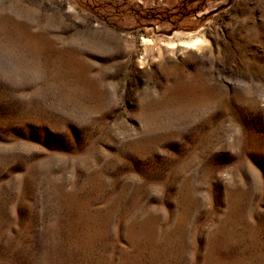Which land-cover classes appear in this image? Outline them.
Here are the masks:
<instances>
[{
	"label": "rangeland",
	"instance_id": "obj_1",
	"mask_svg": "<svg viewBox=\"0 0 264 264\" xmlns=\"http://www.w3.org/2000/svg\"><path fill=\"white\" fill-rule=\"evenodd\" d=\"M0 264H264V0H0Z\"/></svg>",
	"mask_w": 264,
	"mask_h": 264
},
{
	"label": "bare ground",
	"instance_id": "obj_2",
	"mask_svg": "<svg viewBox=\"0 0 264 264\" xmlns=\"http://www.w3.org/2000/svg\"><path fill=\"white\" fill-rule=\"evenodd\" d=\"M141 43H142L143 49L146 50L147 45L149 44V40L148 39H142ZM199 43H200V40L192 39L190 41H184V43H182L181 45H184V46H187V47H195Z\"/></svg>",
	"mask_w": 264,
	"mask_h": 264
},
{
	"label": "trees",
	"instance_id": "obj_3",
	"mask_svg": "<svg viewBox=\"0 0 264 264\" xmlns=\"http://www.w3.org/2000/svg\"><path fill=\"white\" fill-rule=\"evenodd\" d=\"M202 1V0H201Z\"/></svg>",
	"mask_w": 264,
	"mask_h": 264
}]
</instances>
